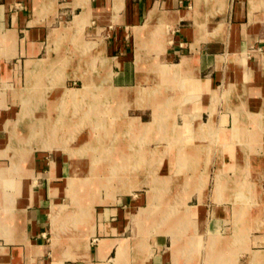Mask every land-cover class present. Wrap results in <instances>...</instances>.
<instances>
[{
  "label": "crops",
  "instance_id": "1",
  "mask_svg": "<svg viewBox=\"0 0 264 264\" xmlns=\"http://www.w3.org/2000/svg\"><path fill=\"white\" fill-rule=\"evenodd\" d=\"M76 10L79 19L89 16L84 31L96 37L92 44L80 39L82 45H78L83 54L90 52L83 51V44L97 49V55L89 58L102 71L100 84H95L82 68L83 85L77 88L87 83L104 85L100 99L106 97L114 108L120 106V101L106 91L123 88L128 92V108L136 112L131 116L144 122L153 119L156 101L161 102L165 109L163 121L144 134H154L160 143L164 142V149H159V165L146 175H153L155 170L160 177L176 176L177 180L168 187L166 202L174 199L175 204H182L181 208L185 201L191 204L194 198L191 177L205 180L204 185L197 184V204L192 205L206 204V195L200 201L199 187L203 186L206 193V184L213 182L208 201L214 209L215 224L209 223V230H220L239 205L226 196L230 169H248L251 143L259 148L258 161L264 166V0H0V167H12L20 154L25 156L24 151H14L16 155L11 156L10 163L7 121L35 110L39 97H43V108L56 110L48 103L50 92L57 88L50 86V71L52 64L62 62L54 57L62 55L68 59L60 96L66 90L77 89L66 85L78 74L67 69L70 59L62 48L65 30L51 28L61 14L71 15ZM73 19L71 24L76 31ZM140 45H144L143 69L138 66ZM156 63L164 74L157 70ZM105 78L109 81L105 82ZM89 97L83 104L90 103ZM190 100H197V104L186 105ZM171 112L181 114L182 121L165 124L164 116ZM148 114L147 119L144 116ZM247 114H254L256 120L243 119ZM176 124L182 137H191L187 150L197 145L196 155L185 160L182 170L178 168L179 145L170 148L173 142L168 136ZM159 133L163 138H159ZM238 137L239 153L234 148L238 142H233ZM30 157L25 170L18 168L10 174L21 180L19 188L8 186L7 199L0 197V264H141L142 255L146 263L166 264L164 236L157 235L152 240L145 228L148 224L141 233L138 224L140 208L164 205V188L159 187L158 195L156 185L121 191L107 205L96 203L89 244L85 243L82 254L61 244L54 251L50 214L53 205L65 204L62 197L69 198L65 187L71 159L64 152L55 155L43 150H35ZM178 171L181 172L175 175ZM219 173L226 179L220 193L216 191ZM6 175L9 173L0 176ZM185 178L190 179L188 185L183 182ZM97 191L96 198L103 199ZM217 194H221V200H217ZM218 210H224V217L216 215ZM132 219L139 226L135 235H130ZM146 234L145 240L142 236ZM250 252L251 259L257 256L259 260L263 255L261 249ZM174 261L179 264V260Z\"/></svg>",
  "mask_w": 264,
  "mask_h": 264
},
{
  "label": "rangeland",
  "instance_id": "2",
  "mask_svg": "<svg viewBox=\"0 0 264 264\" xmlns=\"http://www.w3.org/2000/svg\"><path fill=\"white\" fill-rule=\"evenodd\" d=\"M77 15H79L78 10L71 15L61 14L51 24L52 29L65 30L62 48L63 53L70 59L67 69L68 71H77L78 74V77L68 79L66 82L69 88H77L83 85L80 78L82 68L87 70L85 73L94 80L95 84H100V73L102 72L98 69L97 64H91L92 59L90 58L97 55V49H92L91 45L83 44L85 46L83 51H90L83 54L78 45L81 44L80 39H83L84 42L88 40L91 43L96 40V37L91 32H87L86 29L84 31L89 16L79 19ZM72 19L76 31L71 24ZM57 35L60 36L58 33ZM59 36L58 42L60 41ZM143 48L144 45H140L138 50L139 69L144 68L141 56ZM154 50L157 52L158 49L154 47ZM54 58L62 62L61 64H52L50 71L52 74L50 86L58 89L50 92L48 103L56 106V110L50 112L49 109L43 108V97H39L38 106L35 110L26 115L20 114L14 121H7V130L10 133L8 138L10 163L11 156L16 155L14 151H24L25 156L20 154L19 160H15L12 167H0V175L9 173V175L0 176V182L4 184L1 187L0 183V197L2 195L7 199L9 193L5 191V188L8 186L19 188L21 180L10 177V174L12 175L18 168L25 170L26 159H31L30 156L35 150H43L55 155L64 152L71 159V173L66 179L65 187L69 198L62 197L61 201L65 204L53 205L50 214L52 220L51 239L57 233L63 248L70 246V249L72 248L75 253L80 254L85 251L84 246L88 242L90 230H92L90 223L93 220L96 203L105 202L107 205L121 191L129 192L134 189L157 186V194H160V188H164V205L150 204L140 208L138 224L140 225V233L143 232V226L148 224L145 225V228L150 231L152 240L157 235L164 236L165 245L162 249L167 254L168 261L166 264H176L175 259L179 260V264H264V166L262 161H258L260 150L257 145L250 142L248 169L243 168L242 172H236L233 168L230 169L231 181L226 187V196L232 203L236 202L239 205L236 204L237 208L232 210V215L229 216L226 224H222L220 230L215 231L211 227L213 230L210 231L209 223L215 224L214 209H212L211 201H208V191L212 188L213 182L206 184V193L203 186L199 187L200 201H203L204 195H206L207 202L197 206L192 205L197 204V184L204 185L205 180L194 177H191V180L185 178L183 182L187 185L189 180L190 184L194 182L191 185L194 198L190 202L191 204L185 201L183 203L184 208H181L182 204H175L174 199L170 203L166 202L168 187L171 182L177 180L176 176L160 177L157 176L155 170L153 175H146V172L149 173L159 165V157L162 153L159 149H164V142L160 143L154 134L151 132L149 135L144 134V132L150 131L154 125L163 121L162 111L165 109L160 106L162 103L156 101L153 119L144 122L138 116H131L136 115V112L135 109L128 108V92L123 88L118 89L117 92L106 91L108 96L120 101L118 108H114L106 97L100 99L99 95L104 85L98 87L92 83H87L83 88L66 90L60 96L59 88L64 87L68 59L62 55ZM82 58H84L83 62ZM156 66L160 72L157 63ZM160 73L164 74V71ZM107 80L109 81L108 78H105V82ZM169 90H172L170 91L172 95L175 94V90ZM88 95H90V103L83 104ZM125 96L126 99L124 100ZM179 100H184V98ZM195 104H197V100L186 102L188 106ZM175 106H171V108L174 109ZM169 115L164 116L165 124L177 119L182 121L181 114L176 116L175 113L171 112ZM254 116V114H247L243 119L256 120ZM144 117L148 119L150 114ZM204 119H207V114L204 115ZM173 128L168 133L170 141L173 142L170 148L174 144L179 145L178 168L182 170L186 167L185 160L194 154L196 155L197 145L192 146L191 151L187 150L191 137H182V132L179 131L177 124ZM87 129L89 130L87 131ZM202 130L206 131V128ZM158 136L163 138L162 133H159ZM216 136H219V133H216ZM233 142H238L234 148L235 152L239 153V137L234 138ZM48 156L50 160V155ZM52 165H55L54 160ZM180 172H176L175 175ZM216 180V191L219 192L224 187L226 179L222 173H219ZM96 189H98V195L105 199L96 198L94 195ZM220 195L217 194V200H221ZM189 198L190 194L187 195L186 199ZM216 215L224 217V210H218ZM55 217H58L57 224L54 223ZM150 222L151 224H149ZM77 225L79 226L77 227ZM132 227L131 233L129 232L130 235L138 234L139 226L133 219ZM147 235L142 236L143 239L146 240ZM50 237V235L47 237L48 244L51 242ZM142 246L141 252L144 249ZM251 249L262 250L263 255L259 257L260 262H257L259 261L257 256L251 259ZM142 257L144 255L141 256V264H150L149 262L146 263Z\"/></svg>",
  "mask_w": 264,
  "mask_h": 264
},
{
  "label": "bare ground",
  "instance_id": "3",
  "mask_svg": "<svg viewBox=\"0 0 264 264\" xmlns=\"http://www.w3.org/2000/svg\"><path fill=\"white\" fill-rule=\"evenodd\" d=\"M117 92V91H116ZM71 93V92H70ZM74 93V92H73ZM72 94V93H71ZM72 96V95H71ZM70 96V97H71ZM75 96V95H74ZM85 96V95H84ZM83 96V97H84ZM113 96V95H112ZM123 97V96H122ZM128 98V97H127ZM126 99V96H125V98H124V100ZM124 104V103H123ZM118 108V107H117ZM4 199V198H3ZM56 212V211H55ZM62 212V211H61ZM61 214V213H60ZM67 218V217H66ZM89 219V218H88ZM57 221H58V217H55L54 218V223H56L57 224ZM79 225H77V227H78ZM76 238V237H75ZM78 238V237H77ZM60 244H61V240H60V237H59V235L57 234V233H55L54 234V241H53V250L55 251V250H58V248L60 247ZM88 245V244H87ZM73 247V246H72ZM85 247V246H84ZM88 248V247H87ZM60 249V248H59ZM83 253V252H82ZM87 253V252H86ZM75 256V255H74ZM82 256V255H81ZM78 257V256H77ZM64 259V258H63ZM67 259V258H66Z\"/></svg>",
  "mask_w": 264,
  "mask_h": 264
}]
</instances>
